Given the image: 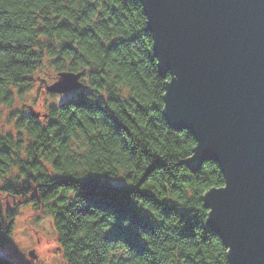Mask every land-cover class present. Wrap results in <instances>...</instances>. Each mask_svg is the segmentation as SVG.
Returning <instances> with one entry per match:
<instances>
[{
	"label": "clouds",
	"instance_id": "obj_1",
	"mask_svg": "<svg viewBox=\"0 0 264 264\" xmlns=\"http://www.w3.org/2000/svg\"><path fill=\"white\" fill-rule=\"evenodd\" d=\"M149 22L144 0L0 4V238L13 252L0 264H231L203 190L227 178L211 158L194 168L199 139L166 117L176 74H161ZM91 177L128 189L148 226L85 195Z\"/></svg>",
	"mask_w": 264,
	"mask_h": 264
},
{
	"label": "water",
	"instance_id": "obj_2",
	"mask_svg": "<svg viewBox=\"0 0 264 264\" xmlns=\"http://www.w3.org/2000/svg\"><path fill=\"white\" fill-rule=\"evenodd\" d=\"M144 4L161 74H176L165 115L199 139L189 163L214 159L227 178L206 191V225L231 245V264H264V0Z\"/></svg>",
	"mask_w": 264,
	"mask_h": 264
},
{
	"label": "trees",
	"instance_id": "obj_3",
	"mask_svg": "<svg viewBox=\"0 0 264 264\" xmlns=\"http://www.w3.org/2000/svg\"><path fill=\"white\" fill-rule=\"evenodd\" d=\"M4 0H0V4H2ZM33 2H39V0H33ZM133 10H135V7L133 6ZM9 28L12 27L11 24L8 25ZM95 30L91 29L89 26L86 28L81 35L84 37H91L93 35V32ZM66 45H70L71 47H66L65 51H71L75 46L71 44V41H65ZM114 48L116 47L115 45L113 46ZM83 55L89 56L91 59V56L88 52H84ZM164 82H167L169 80V75H167L165 78H162ZM196 142H194L193 147H195ZM191 156V153L188 154V157H185L186 159ZM213 179H217L215 176ZM146 183H151L152 182V174H149L145 178ZM224 184V180L220 179L218 183H212V184H206L203 186L204 192L209 190L212 187H220ZM84 191L85 195L89 197H95L100 199L102 202L109 204L117 209L120 215L122 216H128L131 217L133 225L135 224H143L145 226H148L146 217L142 215L139 210H137L127 198V193L128 189H123V188H117V187H112L108 184H106L101 178L98 177H91L89 178L88 181L85 182L84 184ZM145 197L149 199H154L151 193H142ZM62 204L63 201H60ZM165 210L168 211L170 210L167 206V203H165ZM201 207H203V204H201ZM204 212H208L209 210L206 207H203ZM191 224L189 223L188 227L190 228ZM206 228L208 226L206 225ZM210 230V229H209ZM123 233L126 235L128 240L132 243L136 242V233L134 230V227L129 226L127 229L121 228L119 224L114 226V233L113 234H119ZM3 240V238H0V242Z\"/></svg>",
	"mask_w": 264,
	"mask_h": 264
},
{
	"label": "rangeland",
	"instance_id": "obj_4",
	"mask_svg": "<svg viewBox=\"0 0 264 264\" xmlns=\"http://www.w3.org/2000/svg\"><path fill=\"white\" fill-rule=\"evenodd\" d=\"M4 251H7L9 255H12L13 252H12V249H11V245H10V242L6 241V240H2L0 242V252H4ZM16 264H21L20 261H17Z\"/></svg>",
	"mask_w": 264,
	"mask_h": 264
}]
</instances>
